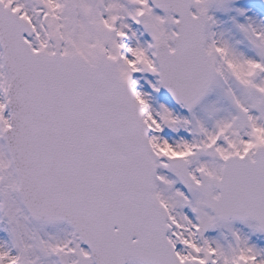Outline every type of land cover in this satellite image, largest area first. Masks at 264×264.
I'll list each match as a JSON object with an SVG mask.
<instances>
[{
    "label": "snow or ice",
    "instance_id": "1",
    "mask_svg": "<svg viewBox=\"0 0 264 264\" xmlns=\"http://www.w3.org/2000/svg\"><path fill=\"white\" fill-rule=\"evenodd\" d=\"M0 264H264V0H0Z\"/></svg>",
    "mask_w": 264,
    "mask_h": 264
}]
</instances>
